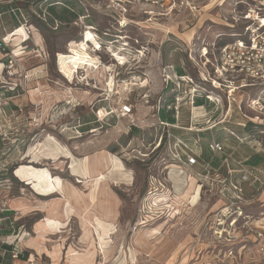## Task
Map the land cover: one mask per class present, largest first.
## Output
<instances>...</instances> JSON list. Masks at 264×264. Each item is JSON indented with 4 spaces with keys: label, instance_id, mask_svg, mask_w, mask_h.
Segmentation results:
<instances>
[{
    "label": "rangeland",
    "instance_id": "rangeland-1",
    "mask_svg": "<svg viewBox=\"0 0 264 264\" xmlns=\"http://www.w3.org/2000/svg\"><path fill=\"white\" fill-rule=\"evenodd\" d=\"M83 1L91 10L87 24L95 25L100 33L110 31L112 37L107 39L123 35L130 38L133 50L129 64L114 68V73L121 72L122 76L111 93L106 85L111 74L107 68L115 63L106 52H102L106 66L91 74L101 90L68 83L62 74L72 81L75 68L100 69L97 58L90 53V41L97 51L104 47L90 31L85 40L84 28L74 24L78 14L68 15L62 5L53 6L67 18L58 30L52 29L50 21L45 24L33 17L32 38L26 37V43L13 40L11 47L16 55L26 49L20 63L32 76L28 81L18 75L10 78L6 72L5 77L0 76V86H18L12 92L15 98L6 107L7 117L0 114V210L14 213L13 224L3 222L0 253L4 245L21 252L16 260L8 253L3 263L264 264V188L258 191L255 184L244 180L246 161L253 155L263 158L264 171V134L255 136L244 129L248 121L245 116L253 114L246 106L243 91L236 92L234 102L226 91H216L207 83L204 85L212 91L214 103L207 104L200 98L194 105L189 93L183 94L179 123L174 128L159 123L155 108L159 101L172 102L171 92L162 93L164 72L174 75L181 68L198 81L207 71L212 73L211 65L204 67L202 48L207 46L210 53L218 56V47L214 48L213 43L238 39L224 25L225 18L232 21L238 0H227L222 6L213 3L211 10L198 19L175 14L154 23L128 22L122 30L114 19L118 12L108 8L105 1L100 0L98 13L90 7L98 0ZM50 3L66 5L65 0H47ZM73 5V9L81 11L79 1ZM260 5L264 6V0ZM241 10L238 6L236 12ZM15 20L14 15L7 14L8 29L18 24ZM243 28L240 25L237 31L241 33ZM175 41L183 45V51L178 50ZM142 45L149 47L144 57L135 51ZM34 50H39L42 58H35ZM121 50L114 52L124 57ZM4 61L0 54V64ZM41 77L57 92L69 93L68 99L56 103L47 114L40 101L34 105L30 98V91L37 89L33 81L41 83ZM38 88L42 91L44 87L40 84ZM246 92L251 95L255 90ZM125 101L135 105L131 119L140 121L131 130H125L130 120L107 117L101 109L113 107L116 111ZM16 104L22 105V110L10 118ZM191 126L202 129L199 137L203 147L212 138L225 145L226 155H219L215 162L222 165L225 175L232 173V178L241 182L243 213L236 223L230 222L234 209L224 211L219 219L215 217L225 203L201 191L197 182L188 177L191 171L173 169L167 177L174 164L169 156L172 140L190 138L195 134L187 132ZM163 134L166 143L154 152ZM98 152L101 153L97 155ZM98 157H103V171L96 176L89 171V165H97ZM63 159L70 164L67 166ZM159 198L167 199L166 203L162 201L160 205Z\"/></svg>",
    "mask_w": 264,
    "mask_h": 264
},
{
    "label": "built area",
    "instance_id": "built-area-1",
    "mask_svg": "<svg viewBox=\"0 0 264 264\" xmlns=\"http://www.w3.org/2000/svg\"><path fill=\"white\" fill-rule=\"evenodd\" d=\"M23 0H0V54L5 57V61L0 64L2 68L1 77H5L4 72L12 78L15 76H21L25 81H28L32 76L30 72L23 69L22 64L20 63V58L26 53L15 54L12 49V42L14 39H20L23 43H26L28 39L32 38L33 25L31 20L33 17L39 19L42 22L47 24L48 21L51 22V27L53 30H58L59 27L63 26L65 23L58 19L53 12L50 10V7L55 5H62L67 8L69 11L78 14L77 20L74 24L82 26L84 28L82 36L84 34V39H87V33L91 31L94 34V39L98 40L102 48L98 51L95 47L91 46L92 41H90L89 50L92 55H94L98 60V66L100 69L97 71L86 69H74L75 78L72 81L62 74V76L70 84L85 85L86 87L94 90H101L98 85V81L91 77V74L98 73L99 70H103L102 65L104 63L102 52H106L110 55V59L117 66V61L114 60L112 55H114V50H121L127 62L123 65L126 66L129 64L128 58L132 53V46L130 44V38L126 35L118 36L119 38L114 37L113 39H107L106 37H112L110 31H105L100 33L98 28L95 25L87 24L86 21L91 17V10L86 7L83 0H79L81 4V11H76L75 9L63 4V3H50L47 4V0L39 3L36 7H33L29 15H25V12L18 8V4ZM107 3V7L118 12V17H114L118 24L121 26V30L127 28L129 25L128 22L134 23L136 21H141L142 23H154L159 19L169 18L175 14L179 15H188L191 16V19H198L203 12H207L209 6L213 3L215 5H223L227 0H103ZM261 0H238L236 2V7L232 11V21H229L228 18H225V23L230 30H232V35L237 37V40L232 42H227L222 40L219 43H213V47L218 51V56L214 52L210 53V50L207 46L202 48L200 56L204 60V67L208 65L212 66V73L207 71L202 74L201 81L194 80V77L189 76L188 74L179 75L177 71L174 72V75L164 72L162 75L163 80V91L162 93H172V102L167 104V101H159V104L156 105L158 113L160 109L166 108V112L173 111L175 113L176 124H169L159 120V123L164 127H176L179 123V108L180 100L183 98V94L189 93L190 100L192 105L196 104L198 99L203 98V101L208 104H213L212 91L204 85L207 83L212 84V88L216 91H226L228 94V99L231 101V98L234 102L236 99L234 95L237 91H243L245 94L243 97H246V106L249 111L253 114L250 117L245 116L248 121L244 124L252 123L257 126H264V6L260 5ZM99 3L98 1H93L91 7L94 11L99 12ZM47 4V5H46ZM16 5L17 7H15ZM214 5V6H215ZM8 6L5 10L4 8ZM238 6H241V11L238 10ZM7 14L10 16H15L17 25H13L12 30L5 23ZM243 26V32L237 31L239 26ZM3 32V34H1ZM17 35L12 37L13 34ZM103 34V35H102ZM170 33L167 32L168 36ZM103 36V37H102ZM105 37V38H104ZM220 38V35L218 36ZM93 38V37H92ZM168 40L169 37L167 38ZM139 44L138 40H135ZM176 42V41H175ZM70 44V43H69ZM178 50L183 51V45L180 42H176ZM35 45L37 43L35 42ZM148 46H141L140 49H135L137 54H140L144 57L145 53H148ZM69 50V49H68ZM105 50V51H103ZM36 52L35 58H42V54L39 50H34ZM191 52V50H190ZM60 55V54H59ZM57 56V68L59 66L60 58ZM212 55V56H211ZM192 58V52L190 54ZM193 60V59H192ZM212 60H215L214 63ZM159 62L161 60L159 59ZM106 66V65H103ZM23 69V71H22ZM59 71L61 69H58ZM109 74L108 80L110 81L113 77L116 83L122 76L121 72ZM29 74V75H28ZM37 74V73H34ZM141 83V86H144L145 82ZM108 85V82H106ZM2 86V87H1ZM0 86V114H3L7 117L5 113L6 107L10 106V101L13 100V96H8L9 93L15 92L18 87L17 84L13 85L14 87ZM21 86V85H19ZM108 89V88H107ZM247 89H253L255 92H252L251 95L247 94ZM107 90H104V92ZM134 92V91H133ZM111 93V92H110ZM114 95V94H113ZM146 98H149L148 94L145 95ZM241 97V96H240ZM149 102V101H147ZM241 103V99L239 101ZM243 102V101H242ZM69 104V102L67 101ZM231 103V102H230ZM206 104V105H207ZM16 109H11L10 118L16 117L17 111L22 110V105L16 104ZM241 110V104L239 106ZM102 111L105 115L111 116L112 118L117 119L118 121L130 120L128 122V127L125 130H131L132 127H138L140 121H135L131 119L135 115V105L129 101H125L118 109L102 107ZM142 122H146L144 119ZM238 125L241 126L239 123ZM187 132L195 133L190 136V138L176 137L172 140L171 143V154L170 158L174 161V164L167 171V177L170 175V172L175 170L191 171L192 175H188L189 178L197 182V187L201 191L210 192L212 195L218 197L221 201L225 203L224 208L219 212L215 217L220 218L224 214V211H230L234 209L231 215V223H236L239 221L242 215L241 202L244 200V194L242 193L241 182H237L232 178V173L230 175H225L222 172V165L215 162L219 155L225 154V145L223 142L212 138L206 143L203 147V141L199 137V134L202 132V129H198L196 126H191L187 128ZM263 133V132H262ZM188 134V133H187ZM0 132V137H2ZM168 141L169 136L167 137ZM165 135L163 134L157 144L155 145L154 152L159 151L164 143ZM167 141V140H166ZM205 148L210 153V160L204 158ZM225 160L224 162H226ZM224 162L222 164H224ZM231 172V171H230ZM245 178L244 180H249L252 184L257 186V190L264 188V171L262 166H249L244 170ZM169 179V178H168ZM151 194L153 192H150ZM7 210H0L4 212ZM9 218H0V231H2L3 221ZM13 224V222H10ZM12 229V228H11ZM0 244H4L1 243ZM1 249V246H0ZM3 253H0L1 260L0 264H4V257L9 253L13 260L19 259L21 252L12 249V251L3 250Z\"/></svg>",
    "mask_w": 264,
    "mask_h": 264
},
{
    "label": "trees",
    "instance_id": "trees-1",
    "mask_svg": "<svg viewBox=\"0 0 264 264\" xmlns=\"http://www.w3.org/2000/svg\"><path fill=\"white\" fill-rule=\"evenodd\" d=\"M41 1L43 0H23L22 2H20L18 4V8L20 9H26V10H23V11H26L28 12L27 15L30 14V11H28V8L35 5V4H39ZM75 0H65L66 2V5L71 7L74 6L73 3H74ZM79 1V0H77ZM15 7H17L16 5H14ZM91 7V5H90ZM5 9V8H4ZM50 10L53 12V14L60 20H66L67 18H64V14L63 12L61 14L57 13V11L54 10L53 6L50 7ZM68 15H72L74 16V13L69 11L67 8L64 7L63 9ZM97 12V11H96ZM98 13V12H97ZM75 15H77L75 13ZM39 25V24H38ZM41 26V25H39ZM60 53H57L56 57L59 55ZM56 63H57V58H56ZM177 73L179 75H183L185 72L183 71V69L181 68H178L177 69ZM158 115V120H161L163 122H167L169 124H176V119H175V113H174V110L173 111H169V112H166V108H162L160 109V111L158 113H156ZM247 132H249L250 134L252 135H260L264 134V126H257V125H254L252 123H248L246 124L245 128H244ZM3 137H0V140H2ZM204 158L206 160H210V153L207 151V149L205 148V152H204ZM262 160L263 158L260 156V155H253L251 156L247 161H246V164L249 165V166H259L261 165L262 163ZM14 216V213L12 214V211H4L3 213L0 212V218H9V219H6L5 221L3 222H11L12 220V217ZM8 220V221H7ZM3 225V224H2ZM4 227V225H3ZM5 248V250H8V251H12V247L11 246H8V245H4L3 246ZM10 257V256H9ZM26 258V257H25ZM0 260H1V257H0Z\"/></svg>",
    "mask_w": 264,
    "mask_h": 264
},
{
    "label": "crops",
    "instance_id": "crops-1",
    "mask_svg": "<svg viewBox=\"0 0 264 264\" xmlns=\"http://www.w3.org/2000/svg\"><path fill=\"white\" fill-rule=\"evenodd\" d=\"M41 78H42L41 83L40 82L36 83L33 81V83H35L33 85V88H37V89L35 91H33V89L30 91L31 92L30 98H31V102H33L34 105L35 104L37 105L38 102L40 101V103H41L40 106L43 109V113L47 114L48 112L53 111V107L56 105V103H59V102H62L64 100L68 99L69 93L67 91H63V90H62V92H57L56 88L54 86H52L51 84H49L48 81L46 79H44V77H41ZM37 84L43 85L44 88L42 91H41V89L38 88ZM38 92H41V93L38 94ZM13 95H14V93L8 94V96H13ZM100 153L101 152H98L97 155H99ZM100 157H98L97 165H89V171L96 176L101 174L102 173L101 171H103V168L101 166V165H103L101 162L103 157L101 159H99ZM63 162H66L67 166L70 164V161H68V159H63ZM68 172H69V170H68ZM70 173H71V171H70ZM76 178H78V177H76Z\"/></svg>",
    "mask_w": 264,
    "mask_h": 264
},
{
    "label": "bare ground",
    "instance_id": "bare-ground-1",
    "mask_svg": "<svg viewBox=\"0 0 264 264\" xmlns=\"http://www.w3.org/2000/svg\"><path fill=\"white\" fill-rule=\"evenodd\" d=\"M90 33L91 34H93L91 31H90ZM14 35V34H13ZM12 35V36H13ZM93 37H95L94 36V34H93ZM114 52V51H113ZM113 56V58H114V60H116V62L117 61H119V62H117V64L118 65H120V64H124V63H126L127 62V58H125V57H123V56H121L120 54H118L117 52H114V55H112ZM114 68H116V65H111V66H109L108 68H107V71L108 72H110L111 73V75H112V72H114ZM126 85V84H125ZM133 85H136V84H133ZM126 86H129V85H126ZM116 87H117V84H116V81L114 80V78L112 77L111 78V80L109 81V84H108V88L110 89V92H113V90H115L116 89ZM125 87V86H124ZM123 87V88H124ZM127 88H129V87H127ZM126 88V89H127ZM109 89H108V92H109ZM40 180V179H39ZM186 186V185H185ZM189 191H190V189L189 190H187L186 192L187 193H189ZM186 193V194H187ZM158 201L160 202V205L162 204V201H167V199H163V198H159L158 199ZM166 203V202H165ZM158 205V204H157Z\"/></svg>",
    "mask_w": 264,
    "mask_h": 264
},
{
    "label": "flooded vegetation",
    "instance_id": "flooded-vegetation-1",
    "mask_svg": "<svg viewBox=\"0 0 264 264\" xmlns=\"http://www.w3.org/2000/svg\"><path fill=\"white\" fill-rule=\"evenodd\" d=\"M38 4H35V7L37 6ZM33 7H31V9H32Z\"/></svg>",
    "mask_w": 264,
    "mask_h": 264
}]
</instances>
